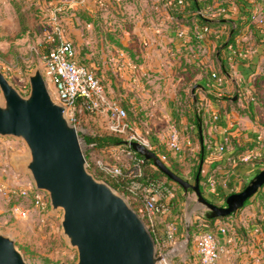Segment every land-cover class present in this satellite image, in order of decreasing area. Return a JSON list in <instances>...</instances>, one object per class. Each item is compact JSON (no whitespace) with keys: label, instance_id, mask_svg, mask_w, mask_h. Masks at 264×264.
<instances>
[{"label":"crops","instance_id":"1","mask_svg":"<svg viewBox=\"0 0 264 264\" xmlns=\"http://www.w3.org/2000/svg\"><path fill=\"white\" fill-rule=\"evenodd\" d=\"M25 2L50 17L63 5L64 36L73 42L78 61L100 74L139 118L149 117L158 137L152 135V146L170 152L165 160L170 168L183 174V166L196 168L204 154L199 172L207 198L224 200L233 186H245L264 168V25L258 22L264 18V0H224L227 12L220 17L209 16L220 6L218 0H184L181 5L176 0ZM199 6L212 21L201 38ZM188 93L194 104L186 111L182 103ZM186 112L199 113L202 128H195ZM175 123L180 152L168 147L174 129L164 132ZM221 145L223 151L218 150ZM246 153L252 155L248 162L241 160ZM219 222L230 226L228 234L218 233L227 249L219 264H264V249L250 234L256 222H264V186ZM157 234H164L159 224ZM227 238L234 241L228 244ZM180 252L192 260L191 254Z\"/></svg>","mask_w":264,"mask_h":264},{"label":"water","instance_id":"2","mask_svg":"<svg viewBox=\"0 0 264 264\" xmlns=\"http://www.w3.org/2000/svg\"><path fill=\"white\" fill-rule=\"evenodd\" d=\"M28 80L29 92L23 94L0 69V137L24 142L27 154L13 156V162L29 175L36 190L48 195L51 212H61L63 236L77 251V260L54 264H166L153 233L129 199L90 171L77 127L66 106L53 98L39 66ZM130 145L186 192L192 189L212 219L237 212L264 186L263 169L242 191L230 194L225 205H218L204 195L200 172L192 183L155 151L138 142ZM0 264H31L16 240L2 231Z\"/></svg>","mask_w":264,"mask_h":264},{"label":"rangeland","instance_id":"3","mask_svg":"<svg viewBox=\"0 0 264 264\" xmlns=\"http://www.w3.org/2000/svg\"><path fill=\"white\" fill-rule=\"evenodd\" d=\"M48 13L50 14V12ZM38 15L37 12H34L31 16L34 30L22 35L20 32V21L12 5V1L0 0V69L23 94L29 92V74L33 73L37 66L41 70H45L42 56L49 47L58 41L50 16L41 13ZM103 83L106 86L104 80ZM48 88L53 97H55L56 90L54 86L49 83ZM106 90L111 99L116 100L128 110L127 120L138 131L149 138L151 142L152 135L158 138L155 135V128L152 129L151 125L149 126V117L139 118L130 108L132 105L127 103L123 96L110 91L107 86ZM170 129H176L180 134L176 123L173 127L164 129V132H168ZM77 130L84 155L87 154L92 164L89 169L97 178L114 181L96 167V160L99 158H104L112 163L118 161L125 162L128 166L125 168L132 167L134 169V166L131 164L130 150L124 144L108 146L103 149H90L92 145L86 141V135L114 134L123 141H127L126 134H116L109 129V119L105 113L82 112L79 117ZM27 152L28 150L23 141L0 137V231L10 234L16 240L26 260L31 264H54L61 260L74 263L77 260V251L69 247L63 236L60 223L61 212L53 214L50 203H46L45 205L35 203L32 193L25 197L20 195L19 189L32 190L34 185L23 168L16 166L12 157H22ZM159 153L166 155V153L170 152L159 150ZM195 169L194 166L189 164L186 167L183 166V174L172 170L182 178L195 183ZM263 169L258 170L250 181ZM159 180L167 182L175 194L176 201L175 203L170 200L168 202L169 210L158 218L159 228L164 231L163 236L159 237L166 244L163 247V252H169L168 260L172 264H185L188 262L189 260L181 257L180 251L187 252L191 254L190 257L192 258L189 262L193 263L196 260L195 242L197 236L199 232L207 229L202 225V217L206 214L208 216L209 211L202 204L198 203V197L192 189L186 192L180 184L173 180L170 181L166 178ZM246 185L233 186L232 191L234 193L240 192ZM11 189L15 190V192L10 191ZM41 195L47 202L48 195L44 192ZM209 199L218 205L226 204L225 199ZM166 201L167 199L162 202ZM169 221L176 223L177 227L175 229V240L167 244L165 235L167 230L166 225ZM173 248H175V251L172 250Z\"/></svg>","mask_w":264,"mask_h":264},{"label":"built area","instance_id":"4","mask_svg":"<svg viewBox=\"0 0 264 264\" xmlns=\"http://www.w3.org/2000/svg\"><path fill=\"white\" fill-rule=\"evenodd\" d=\"M220 6L209 16H222L227 12L224 0H218ZM181 5L184 0H176ZM62 7L57 5L53 9L51 23H53L58 41L53 44L42 56L45 70H42L43 76L49 87V83L54 86L56 96L53 97L57 102L62 103L67 108V116L76 127L79 123L80 114L84 111L90 113H105L109 119V129L120 135L126 134L127 142H138L149 149L153 150L152 143L149 138L143 135L131 122L127 120L128 111L121 106L116 100L111 99L103 83V79L85 64L77 59V51L71 40L64 36V27L59 18V12ZM198 13L204 17L210 18L206 12L199 10ZM259 24L264 25V18L259 19ZM210 31V26L203 25L200 28L199 37H203ZM183 30L179 31V35H184ZM213 77L222 81L215 73ZM53 96V95H52ZM131 146V145H130ZM168 147L172 151L180 152L182 145L179 132L174 129L170 133ZM218 150L223 151L224 146H219ZM130 159L132 167H128L125 162H108L104 158L96 160V167L106 176L124 187L127 193L126 197L130 203L135 202V210L144 220L147 227L152 233L157 234L158 218L161 214H165L169 210L168 202L175 196L172 189L165 181L148 180L144 173V167L148 160L143 155H137V152L130 150ZM251 153H246L241 160L248 162L251 160ZM160 158L165 161L167 156L162 154ZM145 179L148 181L145 182ZM10 191L15 192L11 189ZM20 195L29 196L33 194V200L39 205H45L47 202L43 199L42 191L19 189ZM45 193V192H44ZM257 194V193H256ZM255 194V195H256ZM167 199L166 202H162ZM132 205V204H131ZM222 220V219H218ZM166 242L172 243L176 237V224L169 221L166 225ZM230 226L225 222L214 223V229H205L199 232L195 242L196 260L191 264H219L221 256L226 252V247L220 243L219 234H228ZM219 233V234H218ZM252 241L257 243L264 249V222H256L250 231ZM158 254L162 256L166 264H172L168 260V251L163 252L166 245L161 238L156 236ZM245 240V239H243ZM232 238H227V243L231 244ZM242 241V240H239ZM173 248L172 250H174Z\"/></svg>","mask_w":264,"mask_h":264},{"label":"trees","instance_id":"5","mask_svg":"<svg viewBox=\"0 0 264 264\" xmlns=\"http://www.w3.org/2000/svg\"><path fill=\"white\" fill-rule=\"evenodd\" d=\"M12 1V5L13 7L15 8V11H16V14L19 18V21H20V25H21V29H20V32L22 35L26 34V33H30L32 30H34V25L31 23V16L34 12H37V15L41 12L39 11H36L33 6H28L27 2H25V0H11ZM63 6L62 4H59V6ZM202 7H197V11L201 10ZM43 15L46 14V12H43L41 13ZM64 8L62 9L61 12H59V18L60 20L62 21V17H64ZM40 16V15H38ZM48 17V16H47ZM197 17L200 19V22L202 23V26L203 25H208L210 26L212 21L210 20V18L208 17H204L202 15H200L199 13H197ZM63 23V21H62ZM241 27V25L239 24L238 25V28L235 29V32L233 33L234 35L237 33L238 29ZM196 36H198V34H196ZM232 42V38L229 40V43L230 44ZM227 44V45H228ZM225 44V46H227ZM50 48V47H49ZM83 64V63H82ZM235 102H237V99H235ZM184 103V104H183ZM183 103H182V107H185V110L187 111L188 109L192 108L193 106V102L191 100V96L189 95L188 93V96L186 94V96L183 97ZM128 111V110H127ZM187 115L189 114L188 112H186ZM190 116V114H189ZM190 121L194 124L195 128H197L198 130L200 128H202V125H203V118L202 116L199 114V113H195L193 114V116H190ZM85 139L86 141L92 145V147L90 148L91 150H94L95 148H105V147H108V146H119V145H126L127 148L129 150H132V147L128 144L127 141H123L121 138H119L118 136L114 135V134H104V135H100V134H94V135H86L85 136ZM153 151H155L159 156H161L162 154L159 153V150H155L153 148ZM137 155L141 156V154H139L137 152ZM204 157V154L201 152L200 154V160L196 162V171H195V176L196 174L199 172V165H200V161L201 159H203ZM85 158L89 164V168H91V161L89 160V157L87 156V154H85ZM165 163H167L166 161H164ZM178 172V171H177ZM144 173L146 175V177L148 178V180H155V181H159V179H162V178H166L167 180H170L171 179L166 175L164 174L160 169H158L153 161L151 160H147L146 161V165L144 167ZM180 174V172H178ZM112 186H114L116 189H118L121 193H123L125 196L127 195V193L125 192L124 190V187H121L120 184H118L117 182L115 181H110L108 179H106ZM147 179H145V182L148 181ZM200 181H201V178H200ZM202 189V188H201ZM203 191V190H202ZM204 193V192H203ZM234 193V191L230 192L226 198L230 195ZM205 195V194H204ZM207 198V197H206ZM226 198H225V202H226ZM209 201L213 202L211 199L207 198ZM171 201H175V196L171 199ZM173 202V203H174ZM214 203V202H213ZM132 204V207L135 208V202H131ZM216 204V203H215ZM225 205V203H224ZM236 213V212H235ZM234 214V213H233ZM233 214H231L230 216H232ZM230 216H227V217H224V218H220L222 220H225L227 219L228 217ZM203 221H202V225L205 226V228H210V229H213L214 228V223L215 221H217L218 219H212V218H209L206 215H204L203 217ZM190 227V226H189ZM192 229V228H190ZM188 229V230H190ZM154 237L156 238V236L158 234H155L153 233Z\"/></svg>","mask_w":264,"mask_h":264}]
</instances>
